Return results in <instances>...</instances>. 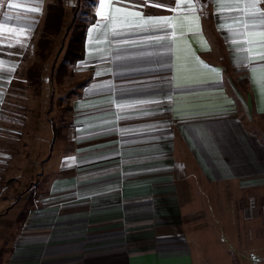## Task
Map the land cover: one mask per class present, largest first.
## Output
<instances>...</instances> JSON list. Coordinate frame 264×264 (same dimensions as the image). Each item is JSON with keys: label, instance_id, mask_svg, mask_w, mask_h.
Masks as SVG:
<instances>
[{"label": "crops", "instance_id": "obj_1", "mask_svg": "<svg viewBox=\"0 0 264 264\" xmlns=\"http://www.w3.org/2000/svg\"><path fill=\"white\" fill-rule=\"evenodd\" d=\"M99 4L70 98L58 103L72 110L32 117V125L47 126L32 127L37 135L28 144L19 138L11 166L0 153V264H197L191 230L198 213L190 205L207 203L209 189L222 185L240 205L239 228L227 227L228 264H264V60L246 62L234 49L247 45L230 43L244 36L218 28L237 13L221 21L213 0H199L200 30L177 27L174 43L150 41L161 32L98 44L104 29H92L106 23ZM121 40L140 46L117 51ZM9 89L0 81V106ZM144 100L155 102L115 121L116 103ZM101 121L115 122L97 127ZM24 147H31L30 169Z\"/></svg>", "mask_w": 264, "mask_h": 264}, {"label": "rangeland", "instance_id": "obj_2", "mask_svg": "<svg viewBox=\"0 0 264 264\" xmlns=\"http://www.w3.org/2000/svg\"><path fill=\"white\" fill-rule=\"evenodd\" d=\"M17 3L22 7L11 9L9 3ZM55 0H0V24L12 28L17 34L0 33V78L9 87L5 93L6 100L0 106V153L8 161L4 164L15 163L16 153L21 149L19 138L30 143L37 129L32 127L47 126V124L32 125V117L56 119L67 116V108L58 106L59 100L70 98V89L76 81V69L72 77H67L61 84L54 76L53 65L62 61L64 49L74 29H79L89 23L93 15L94 0H63L65 5L64 23L58 37L47 34L45 27L49 14V7ZM23 8H39V12H27ZM7 17H12L11 20ZM71 28H68L70 27ZM23 29V32H20ZM53 39L50 56L40 58L39 46L43 38ZM19 41V42H17ZM35 66L42 69L41 91L32 86L27 74ZM27 82V83H26ZM27 85V86H25ZM54 93L53 102L51 95ZM36 132V133H35ZM37 135V134H36ZM30 146V145H29ZM25 168H31V147H24ZM21 154V151H18ZM2 159V158H0ZM31 171L24 172V179H28ZM12 175V174H10ZM227 185L209 189L207 203L190 205L197 212V219L192 220L191 238L197 264H228L227 244H231L227 237V227L239 228L238 212L240 205L232 195L236 193ZM232 190V195L229 191ZM231 196V197H229ZM234 201H237L234 203ZM199 209L198 211H196ZM232 217L235 219L231 220ZM227 218L229 221L227 222ZM233 245V244H232ZM260 264V263H258Z\"/></svg>", "mask_w": 264, "mask_h": 264}, {"label": "snow or ice", "instance_id": "obj_3", "mask_svg": "<svg viewBox=\"0 0 264 264\" xmlns=\"http://www.w3.org/2000/svg\"><path fill=\"white\" fill-rule=\"evenodd\" d=\"M217 4L216 12L221 21L225 20V14L237 13L227 17L232 23H219L218 28L226 31L230 35H242L243 41L230 39L232 45L244 43L247 45L244 49H234L236 51L245 52V61L253 62L264 60V10L260 8V4L264 0H213ZM199 0H173V4H160L155 0H144L141 4L138 0H100L98 16H101L105 24H97L92 29L93 33L104 29L105 40L96 41V43H105L108 36L121 37L139 33H161L163 35H152L150 41L157 44L174 43L177 39L176 28L187 26L189 31L200 30L198 11L202 10L204 4H199ZM225 4L234 6L225 7ZM11 9L22 7L17 3H9L7 5ZM146 6L163 8L173 13L171 16H145L144 12L139 10ZM107 9V11H105ZM27 12H39V8H23ZM251 18V19H249ZM11 20L12 17H7ZM182 21L183 23H178ZM234 24L242 25V28L233 27ZM23 32V29H20ZM0 33L17 34L15 30L0 24ZM184 35V33H181ZM259 37V39H253ZM19 42V41H17ZM125 46H140L135 41L121 40L116 44L115 50L119 51ZM98 52L103 49H97ZM103 58V57H102ZM205 67H208L205 65ZM215 71V70H214ZM99 75V74H98ZM111 87V85H105ZM155 101H139L134 104L116 103L117 112L115 121L121 119L128 120L135 118L133 115L122 114L125 109L137 108L143 104L154 103ZM111 103V102H110ZM142 115H151L150 112H142ZM115 121H101L97 127H102L105 123H113ZM115 130V129H113ZM130 131V130H123ZM123 134V132L121 133ZM73 161L75 158H72Z\"/></svg>", "mask_w": 264, "mask_h": 264}, {"label": "trees", "instance_id": "obj_4", "mask_svg": "<svg viewBox=\"0 0 264 264\" xmlns=\"http://www.w3.org/2000/svg\"><path fill=\"white\" fill-rule=\"evenodd\" d=\"M65 17V5L63 0H55L49 7V14L47 18V24L45 30L47 34H54V37H58L61 33V29L64 23ZM94 17L89 20V23L83 25L79 29H74L69 43L64 49V55L62 61L59 63L57 67V63L53 65L54 71L51 73L52 78L58 81L59 84L64 82L67 77H72L74 68L78 65V63L84 58L85 55V38H86V29L90 24L94 22ZM68 28H71L68 27ZM53 48V39L45 37L42 39L39 46V56L43 60H46ZM28 80L32 86L38 87V92L41 91V78H42V69L40 66H35L29 73L27 74ZM77 83V82H76ZM83 83H77L75 88L83 87ZM52 94V93H51ZM54 97V93L51 95V104ZM67 112H70L71 107H67Z\"/></svg>", "mask_w": 264, "mask_h": 264}]
</instances>
